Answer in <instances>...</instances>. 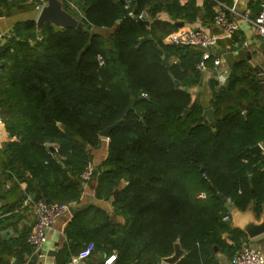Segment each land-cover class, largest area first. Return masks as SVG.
<instances>
[{
	"label": "trees",
	"instance_id": "16d2710c",
	"mask_svg": "<svg viewBox=\"0 0 264 264\" xmlns=\"http://www.w3.org/2000/svg\"><path fill=\"white\" fill-rule=\"evenodd\" d=\"M61 1L85 19L81 31L50 24L38 30L27 20L0 45V118L15 139L0 149L6 178L28 174L29 191L39 190L36 201L77 203L90 150L99 147L101 131L119 122L92 176L97 198H112V213L83 208L87 221L75 216L67 225L61 254L69 257L68 244L94 243L93 254L115 253L112 264H160L179 243L184 254L176 264H221L216 253L231 261L241 246L222 240L230 230L222 200L241 212L253 202L256 215L264 204V155L245 153L264 142V107L231 98L248 99L237 89L243 67L236 64L223 86L210 82L212 127L187 91L199 79L201 55L189 53L194 47L155 40V23L128 15L125 0ZM193 4L130 0L132 11L150 18L165 8L176 19H194ZM100 29L111 33L102 36Z\"/></svg>",
	"mask_w": 264,
	"mask_h": 264
},
{
	"label": "crops",
	"instance_id": "0c3cea01",
	"mask_svg": "<svg viewBox=\"0 0 264 264\" xmlns=\"http://www.w3.org/2000/svg\"><path fill=\"white\" fill-rule=\"evenodd\" d=\"M3 1L4 0H0V11L3 12V16H0V45L9 37L16 23L27 20L36 21L39 13L36 10L37 5L33 6L32 0H6L7 3L2 4ZM40 1L38 5L45 2V0ZM168 1L169 0H167V2ZM190 1L194 3V19H176L171 12L163 8L159 9L156 14H154L153 18L147 16L145 21H148L149 25L145 26L151 27L152 24L155 23L154 26L151 27L153 37L155 40H159L166 45H170L166 42V38L178 30H200L208 35H215L219 38L214 48L206 50L198 48L189 49L190 54L199 53L201 59L204 53H208V59H210L209 61L207 59L205 62L207 66L205 72L196 70L199 72L198 82L187 87L191 102H197L203 110L208 108L212 109L210 105V82H217V78L224 72L225 79L220 86L225 85L228 81V76L233 71V67L236 64H241L243 70L240 75H243V77L237 85V89L246 90L248 92V99L244 100L237 94H234L231 98L237 100L236 102H239L242 107H245L247 103L253 106L264 107V51L259 48L262 38L251 23L239 17L242 13L246 12L249 14V18L253 19L255 14L261 9V3L264 0H178V4L181 7H185ZM210 1L213 2L212 6H209ZM217 10L224 11L228 18L238 23L237 31L231 37H225L221 31L213 25V15ZM76 19L80 20L78 18ZM97 31L102 36H107L111 33V29H100ZM103 32L106 33L102 34ZM218 58L221 59V66L217 68L213 65V62ZM173 61H175V57L170 56L168 62L172 63ZM187 78H190V72H188ZM1 121L0 118V149L5 142L15 140L7 133ZM108 142L109 138L100 136L99 147L90 150V164L93 169L94 167H99L107 158ZM257 145L261 148L259 154L264 155L262 150L264 148V142L258 143ZM51 149L53 151V148ZM0 164L2 166L1 160ZM29 179L30 176L28 174L23 178H19L17 175L13 174L7 179L4 172L0 173V264H79L80 262L82 264H99L103 262L104 264L110 256L113 255L115 257V253L109 256L96 253L85 261L73 262L72 259L75 258L79 251L86 245L84 242L68 244V258H65L63 254H61V250L67 242L65 236V228L67 225L75 216H80L79 221L82 225L87 221L86 216L80 215L83 208L94 206L107 215H111L112 213V198L105 200L103 198H97L96 196V189L98 186L96 178H92L86 183H83L78 202L72 203V208L76 209L77 212L74 215H71L69 212L67 215L57 220L47 235L46 241L40 252L41 256H33L32 250L27 244L26 239L35 220L33 204L37 202L36 194L39 193V190L37 189V193L29 191ZM125 184V181L121 180L119 188H123ZM263 210L264 204L262 205V211ZM239 212H249L257 222L260 221L262 215V212L259 215L254 213L253 202L249 204L245 211ZM229 215L230 230L222 235L223 242L227 245H234L236 243L237 247L243 244L257 247L264 257V235L254 240H249L241 229L233 225L232 215ZM115 221L123 223L124 218L117 216L115 217ZM7 229L11 232L2 235V232ZM52 251L56 253L54 256L50 254ZM216 256L221 264H232L224 254L216 253ZM160 264H165L163 259Z\"/></svg>",
	"mask_w": 264,
	"mask_h": 264
},
{
	"label": "built area",
	"instance_id": "2783aa9c",
	"mask_svg": "<svg viewBox=\"0 0 264 264\" xmlns=\"http://www.w3.org/2000/svg\"><path fill=\"white\" fill-rule=\"evenodd\" d=\"M125 8L128 9V15L134 16V11L130 8V0H125ZM45 5L43 2L41 5L36 6V10L40 12ZM147 13L141 12L136 15L137 20H145ZM242 20L251 23L261 38L264 39V1L261 3V9L255 14L254 18H249V14L244 12L239 16ZM213 25L221 31L225 37H231L235 34L238 28V23L227 17L224 11L217 10L213 18ZM219 38L215 35H208L200 30H178L170 34L166 38V42L173 46H189L198 49H210L214 48L218 43ZM209 58L208 53L202 55L201 61L196 64V69L205 72L207 69L206 61ZM99 67L103 66V59L98 57L97 59ZM215 67L221 66V59H215L213 62ZM225 79L224 72L217 78L218 86L223 84ZM264 152V148L262 149ZM93 167L91 164L85 167L81 174V178L86 183L93 176ZM198 199H204L205 194L199 193ZM72 207V203H47L45 201H37L33 204L34 223L31 231L27 236L26 242L32 250V255L40 257L41 249L46 241L49 231L52 229L54 223L69 213V208ZM222 221L229 223L230 215L222 217ZM94 243H87L84 248L79 251L77 256L72 259L73 262H80L89 259L94 252ZM114 256H110L104 264H111L114 260ZM232 264H264V257L259 248L249 245H242L240 249L233 255L231 259Z\"/></svg>",
	"mask_w": 264,
	"mask_h": 264
},
{
	"label": "water",
	"instance_id": "95a60500",
	"mask_svg": "<svg viewBox=\"0 0 264 264\" xmlns=\"http://www.w3.org/2000/svg\"><path fill=\"white\" fill-rule=\"evenodd\" d=\"M123 2V1H122ZM135 19L137 18V10L134 9ZM137 20V19H136ZM139 23L144 25H149L148 21L138 20ZM37 29L40 30L43 25L50 24L56 28L61 29H75L77 31H81L83 25H87L84 18L77 20L70 13H68L63 8V4L61 0H45V5L42 7L40 12L36 18ZM90 30L93 28L88 26ZM259 48L264 51V39L260 40ZM173 79V77L171 76ZM175 87H178V81L173 80ZM188 111L185 110L183 117L187 115ZM201 117L205 118L208 123L212 127H215V121L213 120V110L211 108L204 109ZM119 122L114 123L113 125L107 127L103 131L99 133V136L108 138L110 131L115 128ZM59 125V124H57ZM52 150V149H51ZM248 154H259L261 152V148L259 145H256L252 148H247L245 150ZM96 170V167H94ZM3 172V167L0 164V173ZM219 198H222V195H218ZM223 206L227 210L229 214L232 215L233 225L239 229H241L249 240H254L262 235H264V210L262 211V215L260 217V221L257 222L254 217L251 216L249 212L240 213L232 204H230L227 200L223 199ZM69 212L71 215H74L77 210L70 207ZM11 231L9 229L2 232V235L9 234ZM216 250V248H214ZM51 255H55L56 253L52 251ZM183 255V251L180 249L179 244L176 243L174 246V253L172 256L164 258L163 262L165 264H175ZM79 264H82L81 262Z\"/></svg>",
	"mask_w": 264,
	"mask_h": 264
},
{
	"label": "rangeland",
	"instance_id": "374dc122",
	"mask_svg": "<svg viewBox=\"0 0 264 264\" xmlns=\"http://www.w3.org/2000/svg\"><path fill=\"white\" fill-rule=\"evenodd\" d=\"M104 33H106V32H103L102 34H104ZM7 65L9 64V63H6ZM1 67H3V66H1ZM92 179V178H91ZM223 260V259H222Z\"/></svg>",
	"mask_w": 264,
	"mask_h": 264
}]
</instances>
